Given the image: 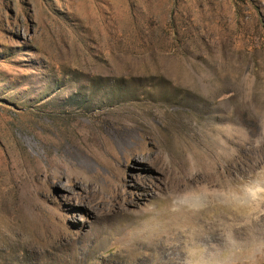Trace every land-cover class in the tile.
Masks as SVG:
<instances>
[{"label":"rangeland","instance_id":"374dc122","mask_svg":"<svg viewBox=\"0 0 264 264\" xmlns=\"http://www.w3.org/2000/svg\"><path fill=\"white\" fill-rule=\"evenodd\" d=\"M258 185L264 0H0V264H264Z\"/></svg>","mask_w":264,"mask_h":264},{"label":"bare ground","instance_id":"6f19581e","mask_svg":"<svg viewBox=\"0 0 264 264\" xmlns=\"http://www.w3.org/2000/svg\"><path fill=\"white\" fill-rule=\"evenodd\" d=\"M116 125V124H115ZM113 128H115V132H117L118 134H119V137H120V140H119V143H121V144H126L127 142H129V141H127L126 139H125V137H127L126 136V133H125V131L128 129V127H126V126H121L120 124H117L116 126H113ZM126 155L129 157V156H131V155H133V151L132 150H128L127 152H126ZM81 160L84 162V157H81ZM70 170V169H69ZM41 171V170H40ZM62 170L61 169H53V170H50V169H48V170H46L45 172H43L44 173V179H45V182H44V184L42 185V184H40V183H35V184H33L32 185V189H31V194H32V196L36 199V197H41L42 195H43V191H44V189H46V187H48V186H59V185H61L62 184V182H63V180L65 179L64 178V175L62 174ZM80 173V172H79ZM78 172H77V174H79ZM76 174V175H77ZM42 175V174H41ZM81 176H83L84 178H83V180H82V183L83 184H86L87 183V178L85 177V174L84 175H82V174H80ZM38 177V176H37ZM34 178H35V176H34ZM77 178V177H76ZM77 179H79V178H77ZM36 180V179H35ZM44 181V180H43ZM33 182H35V181H33ZM71 182H73L74 183V185H76V184H78V182H75L74 180H72ZM226 200V199H225ZM226 203V202H225ZM223 208H226V206L224 205V207ZM209 215V214H208ZM211 219V217H207V219L206 220H204L205 222L204 223H206V225H207V229H206V231H208V227L210 226V224H209V220ZM202 221H203V219H201ZM163 241V240H162ZM162 241H160V242H162ZM155 242V241H154ZM157 242H159V241H157ZM145 244H146V242H144ZM150 243H152V242H150ZM158 244V246H157V248L158 247H160V248H162L161 247V245L163 246V244H159V243H157ZM148 245V244H147ZM151 245V244H150ZM149 245V246H150ZM139 247H140V245H139ZM144 247V246H143ZM134 248V247H133ZM136 249V248H135ZM134 249V250H135ZM142 249V248H141ZM147 249H149V247L147 248ZM150 249H152V248H150ZM156 249V248H155ZM137 250H139V248L137 249ZM141 252V251H140ZM139 252V253H140ZM138 253V252H137Z\"/></svg>","mask_w":264,"mask_h":264},{"label":"clouds","instance_id":"9594fccd","mask_svg":"<svg viewBox=\"0 0 264 264\" xmlns=\"http://www.w3.org/2000/svg\"><path fill=\"white\" fill-rule=\"evenodd\" d=\"M232 195L236 196V194H232ZM247 195L249 198L253 200L264 198V185H258L247 189Z\"/></svg>","mask_w":264,"mask_h":264}]
</instances>
